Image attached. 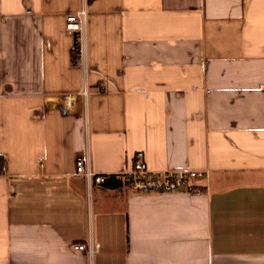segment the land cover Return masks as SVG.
Listing matches in <instances>:
<instances>
[{
    "label": "crops",
    "instance_id": "obj_1",
    "mask_svg": "<svg viewBox=\"0 0 264 264\" xmlns=\"http://www.w3.org/2000/svg\"><path fill=\"white\" fill-rule=\"evenodd\" d=\"M143 152L202 193L129 191ZM0 158V264H264V0H0Z\"/></svg>",
    "mask_w": 264,
    "mask_h": 264
},
{
    "label": "built area",
    "instance_id": "obj_2",
    "mask_svg": "<svg viewBox=\"0 0 264 264\" xmlns=\"http://www.w3.org/2000/svg\"><path fill=\"white\" fill-rule=\"evenodd\" d=\"M67 31L74 33L79 45L78 54H80V43L82 35L86 27V10L82 9L75 15H70L66 21ZM87 91L84 90L78 94L63 95L61 101V109L65 112L73 111L80 97L86 98ZM77 175L83 176L85 179L95 184L101 185L106 182L110 175L95 174L88 167L85 161L79 160L76 163ZM8 169L6 164L0 158V176L6 175ZM122 180L128 187L129 191L137 194H173V193H193L201 194L203 185L201 181L208 180V171L197 170H152L145 161V155L139 153L136 155L134 163L129 170L120 175ZM98 244L92 242L88 245L76 244L73 248L77 251L85 252L91 256L99 248Z\"/></svg>",
    "mask_w": 264,
    "mask_h": 264
},
{
    "label": "trees",
    "instance_id": "obj_3",
    "mask_svg": "<svg viewBox=\"0 0 264 264\" xmlns=\"http://www.w3.org/2000/svg\"><path fill=\"white\" fill-rule=\"evenodd\" d=\"M77 44H78V43H76V45H77ZM77 46H78V48H79V45H77ZM78 48L75 50V51L77 52V54H78ZM103 184H105V185H107V186L115 187V186L121 184V181H119L118 179H116V177H113V178H109L108 180H106V182L103 183Z\"/></svg>",
    "mask_w": 264,
    "mask_h": 264
}]
</instances>
